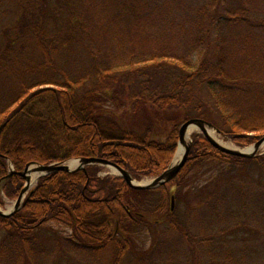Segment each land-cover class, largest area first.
<instances>
[{"label": "trees", "instance_id": "16d2710c", "mask_svg": "<svg viewBox=\"0 0 264 264\" xmlns=\"http://www.w3.org/2000/svg\"><path fill=\"white\" fill-rule=\"evenodd\" d=\"M196 117L239 146L264 136V11L253 0H0V204L19 197L18 172L32 162L94 156L136 179L159 175L180 125ZM158 118L172 125L164 140L154 137ZM9 161L16 172L4 180ZM218 161L256 163L264 176V153L226 154L202 133L175 189H135L98 164L42 176L19 211L0 214V264L49 249L97 264H155L174 259L176 249L161 247L173 233L191 246L188 264H250L171 208L187 171ZM155 225L165 229L143 256L136 236Z\"/></svg>", "mask_w": 264, "mask_h": 264}, {"label": "rangeland", "instance_id": "374dc122", "mask_svg": "<svg viewBox=\"0 0 264 264\" xmlns=\"http://www.w3.org/2000/svg\"><path fill=\"white\" fill-rule=\"evenodd\" d=\"M253 4L260 11H264V0H253ZM228 30L231 36L239 34L237 29ZM171 128L170 123L160 121L158 118L154 129L155 139L164 140ZM219 136L234 145L233 147L244 148L222 134ZM175 158L174 155L172 161ZM99 173L118 176L116 171L106 166ZM153 177L155 176L138 180H151ZM168 187L174 188L171 184H168ZM237 192H240V198ZM177 194L174 210L178 208L181 221L188 230L197 233L201 227L209 226L214 240L221 241L216 243L219 249L229 247L239 256L244 253L250 264H264V176L256 163L238 165L234 162L218 161L204 165V168L195 166L187 171L185 183L178 188ZM16 199L5 197V204H0L1 208L3 210L12 208ZM208 201L216 205L215 209H210ZM161 228L155 225L142 230L136 236L137 252L143 256L148 254L161 231L165 229L164 226ZM51 235L53 233L50 230L44 231L43 240L45 239L49 246L53 244V240L50 241L49 238ZM222 242L225 244L222 245ZM161 247L176 249L175 257L167 261L165 257L158 255L154 259L155 264H188L186 258L191 246L185 243L180 233L169 234ZM37 257L32 258L30 262L24 260L23 264H97L85 256L64 258L50 249L44 253L39 252Z\"/></svg>", "mask_w": 264, "mask_h": 264}, {"label": "water", "instance_id": "95a60500", "mask_svg": "<svg viewBox=\"0 0 264 264\" xmlns=\"http://www.w3.org/2000/svg\"><path fill=\"white\" fill-rule=\"evenodd\" d=\"M4 125L5 123L1 126V129L4 127ZM211 129L216 130L219 134H221V132L211 121L204 118L196 117L183 122L179 127V141L177 150L175 152V156L178 154V152L181 153L179 160H173L170 165L159 175L145 182L143 180L140 181L136 179L129 170L122 167L121 165L112 162L109 159L94 156L70 158L65 161L52 162L48 164L40 162L29 163L24 170L18 172V174L25 179V184L19 197L15 200L14 206L8 210H3L0 206V214L4 216H10L19 211L25 205L29 192L33 186L38 183L42 176H46L56 171H64L68 173H73L82 169L87 171V167L89 165L98 164L111 168L113 171H116L118 176L122 177L130 187L135 189H152L166 185L174 180L185 167L189 158L190 150L192 148V135L194 133H202L215 148L226 154L245 158H255L264 153V151H261L264 149V136L248 147H230L220 143L216 138H214L210 134ZM192 130H194V133L190 134V131ZM9 170L10 172L4 178V180H7L12 176V174L16 172L11 161H9ZM33 174H36L34 183L32 182ZM174 207L175 196L172 197V210H174Z\"/></svg>", "mask_w": 264, "mask_h": 264}, {"label": "bare ground", "instance_id": "6f19581e", "mask_svg": "<svg viewBox=\"0 0 264 264\" xmlns=\"http://www.w3.org/2000/svg\"><path fill=\"white\" fill-rule=\"evenodd\" d=\"M193 133H194V130L190 131V134H193ZM210 134H211L214 138H216L220 143H222V144H224V145H226V146H230V147H233V146H234V145H232L230 142L225 141L224 138L220 137V136H219V133H218L216 130L211 129V130H210ZM180 155H181V153L178 152V154L176 155L175 161L179 160ZM35 177H36V174H33V178H32V182H33V183H34V181H35ZM143 181L145 182V181H147V180H143Z\"/></svg>", "mask_w": 264, "mask_h": 264}]
</instances>
